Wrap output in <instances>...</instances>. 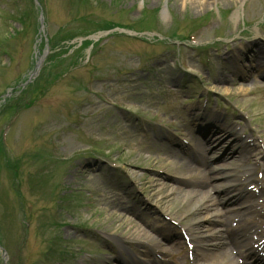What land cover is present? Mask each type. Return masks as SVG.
Returning a JSON list of instances; mask_svg holds the SVG:
<instances>
[{
    "label": "rangeland",
    "instance_id": "obj_1",
    "mask_svg": "<svg viewBox=\"0 0 264 264\" xmlns=\"http://www.w3.org/2000/svg\"><path fill=\"white\" fill-rule=\"evenodd\" d=\"M44 2L48 9L44 27L36 30L32 24L22 33L25 24L17 15L13 21L9 18L16 9L15 0H0V41L7 49L0 50V136L6 137L7 159L19 172L14 180L10 165L0 155V237L8 253L4 260L0 251V264H121L122 250L132 255L140 248L139 257L147 258L148 236L166 242L169 248L173 239L184 243L188 225L198 228L196 237L204 239L210 233L202 227L206 219L216 212H236L232 204L238 193L232 188L227 198L225 191L219 193L217 211L210 213L192 197L171 194L169 186L187 188L190 182L212 175L186 172L158 144L154 130L165 128L157 124L159 119L184 133L185 127L192 132L198 129L194 122L203 113L221 118L220 123L236 126L243 141L258 148V155L250 162L243 156L224 164L221 172L227 179L210 180L224 190L238 178L241 191L249 185L244 171L250 167L264 181L260 167L264 161V80L253 75L257 71L251 65L258 50L253 47L251 51L248 45L257 37L264 45V0ZM106 22L147 28L138 38L99 37L98 49L99 39L76 46L60 67L52 68V79L42 85L33 105L12 115L37 64L41 60L44 64L52 52L46 40L66 27L76 37L66 45H76L103 35ZM175 33L192 35L195 45L221 42L200 49L154 39ZM240 44L245 53L238 52L247 68L242 81L229 72V68L237 69L234 52ZM259 55L254 62L264 66V54ZM179 57L197 80L183 75ZM200 83L212 93L207 100V93L195 98ZM226 98L228 109L219 110L217 99ZM189 104L199 111L186 114ZM170 135L171 140L159 136L160 142L173 141L181 148L182 138L186 148L195 147L188 134ZM251 186L255 196L243 201L260 208L264 205L262 185ZM178 248L175 245L163 257H178ZM122 261L131 263L127 258Z\"/></svg>",
    "mask_w": 264,
    "mask_h": 264
},
{
    "label": "bare ground",
    "instance_id": "obj_2",
    "mask_svg": "<svg viewBox=\"0 0 264 264\" xmlns=\"http://www.w3.org/2000/svg\"><path fill=\"white\" fill-rule=\"evenodd\" d=\"M215 120L208 117H205V119L199 121L200 123L203 122L204 124H211L212 122H214ZM230 130V128H225V131L228 133ZM232 131V130H230ZM236 134V133H235ZM236 137H240V136H236ZM194 140V138H193ZM168 149V156L169 158L175 159L176 161L183 163V169L186 170H192L191 168V160L186 158L185 156H181L179 151L176 150V148L174 147H169ZM247 151V150H246ZM257 152L255 151V149L252 147L250 150V156L248 157L249 159H252L254 156H256ZM200 160L204 163V170H206L207 172H212L215 170V168L213 167H208L207 166V159L205 157V154H200ZM191 158H196L194 155L191 156ZM193 165V164H192ZM218 177H216L217 179ZM205 185V184H204ZM215 187V185H214ZM218 186H216L217 188ZM162 189H165L164 185L162 187ZM169 189L172 191H174L173 194L177 193H181L186 195L185 197H190L191 194L194 195H201V197L198 198V201L204 200V199H209L208 196V192L204 193L202 192L203 189L198 188L195 184H192V187H188V188H182L181 186H169ZM247 191V189H246ZM250 194L252 195V193L250 192ZM205 207L208 209L211 207L210 204L206 203ZM246 212H250V215L247 216L246 212H236L234 213H228V214H224V217L226 218L223 223H221V226L223 225L225 227L224 230H222L221 234L218 236L219 237V241L216 242L215 239L213 238V243L210 244V246H208L207 248V252H203L202 250H197L196 255L197 258L199 260H208V261H213L214 258L216 259H222L226 262H233L234 264H238V256L239 257H244V253L242 251V248L245 247L246 248V252L249 255L254 256V260L257 261L258 263L261 262V258L259 256V251L255 250L253 247H251L252 243H258V239L254 240V234H258L257 231H259L260 228H256L257 231H254V228L252 225L255 224H259L260 222L257 221L255 219V215L257 210L254 208V206L252 205L251 207H248L246 210ZM258 213V212H257ZM247 216V217H246ZM264 219V215L261 216ZM234 220H237L241 225V228H239L238 230H232V226H231V222ZM241 229V230H240ZM141 232V231H140ZM140 232H138V235L140 236ZM133 233H136L135 231H133ZM191 236L196 240V238L194 237V233L190 232ZM226 235V236H225ZM225 236V237H224ZM235 239L239 242V244L235 241ZM200 243V242H199ZM263 243H261L260 245H262ZM259 245V246H260ZM160 246V243L158 242V247ZM180 245H178L179 247ZM199 246H201V248H203L204 246H202L201 244H199ZM161 248H162V244H161ZM167 249L164 250H160L159 253H165ZM234 251L237 253L235 254ZM259 256V257H257ZM244 264H247L246 262H244Z\"/></svg>",
    "mask_w": 264,
    "mask_h": 264
}]
</instances>
